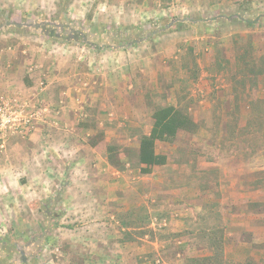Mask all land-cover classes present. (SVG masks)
I'll list each match as a JSON object with an SVG mask.
<instances>
[{
  "label": "rangeland",
  "instance_id": "374dc122",
  "mask_svg": "<svg viewBox=\"0 0 264 264\" xmlns=\"http://www.w3.org/2000/svg\"><path fill=\"white\" fill-rule=\"evenodd\" d=\"M230 2L225 16L195 25L191 12L165 17L157 3L141 17L108 15L107 7L96 14L94 0H0V96L49 110L31 133L0 138V264H191L209 254L214 232L223 234L226 264H264V128L256 121L258 111L264 116V75L237 70L245 52L249 61L264 57V0ZM66 7L87 11L67 16ZM120 27L130 40L143 38L135 44L142 68L133 82L99 85L65 130L55 72L88 69L107 43L133 46L117 37ZM45 46L51 86L43 62L37 71L32 63L34 54L47 55ZM35 71L40 80L25 91ZM70 81L78 84L72 74ZM165 105L185 107L199 129L159 142L168 164L142 174L139 138ZM43 125L41 142L30 139ZM108 147L123 170L109 164Z\"/></svg>",
  "mask_w": 264,
  "mask_h": 264
},
{
  "label": "crops",
  "instance_id": "0c3cea01",
  "mask_svg": "<svg viewBox=\"0 0 264 264\" xmlns=\"http://www.w3.org/2000/svg\"><path fill=\"white\" fill-rule=\"evenodd\" d=\"M94 1L96 2V9H95L96 14L98 11L101 13V15H103L104 14L103 11L107 9L108 15H113V16L118 15L119 16L120 14L128 15L129 12L133 13L134 11L138 10L139 12L138 16H141V17L147 14V11L149 10V6L155 5L157 3L159 4V7H160V10H159L160 15H165V17L167 15H171L170 13H172L173 11L178 14H180V12L183 14L186 12L188 13L191 12L192 13L191 16H194L195 19L193 20L188 19V20L189 21L192 20L195 25L200 24L202 20L209 18V17H214L217 15L225 16V14L223 13L226 12V8L228 7L227 2H230V0H171V3H172L171 6L165 7L162 5L163 0H126L128 3H126L124 0H94ZM104 7H107V8L103 10ZM66 11L70 13V14H67V16L69 15L72 16V14L81 16L82 14L84 15V13H86L87 10L85 9L83 12H81L80 10L77 14H75L73 10L71 9V7L69 8L66 7ZM181 21L186 22L187 18H184ZM63 46L64 48H67V46L65 45ZM47 48L48 47L46 46L44 47L46 51H47ZM137 50L138 48L135 45L133 46L131 45L130 47H124V46H117L111 43L109 44L107 43V47L103 51L104 53L101 52L100 50H96L97 51L96 54H93V56L89 58L90 61L88 62V65H89L88 69L87 68H82V69L75 68L72 71H69L68 67L70 64H68L67 66H65V68L63 69L61 73L55 72V74H57V78L59 81L58 85L60 86V90L57 93L59 94V98L62 100V104H63L60 107V111L62 114V119L64 121L63 122L64 126L61 123L62 120H60L61 127H64L65 130L73 128L72 126L73 118L70 117V115L72 116L73 113H75L76 115L78 114L83 115L87 107V102L93 96L95 97L96 95L95 92L98 90L99 85H102V86L105 85L106 87H111V89H113L118 79L120 78L129 80V82L130 81L133 82V78L135 77L134 75L138 74L139 69L142 68L141 61L144 60V58L141 56L142 54H136ZM46 53L47 55L46 54L45 55L44 54L43 55L34 54L32 56L33 58L32 63L34 64L33 69L36 70L37 68H39V63L43 62L44 70L42 71V73L45 79L49 82V86H51L52 74L50 73L52 72V66H51L50 61L52 59V56L49 54L48 51ZM42 56L44 59H46V61L42 60ZM127 56L130 57L128 60H127ZM36 71L33 72L31 75L26 76L25 78L26 85L24 84L25 91L29 92L33 90L34 82H38L40 80V77L36 76ZM71 74L72 76H76L78 78V84L75 87H72V86L67 87L68 84H70L71 82L70 81ZM138 79L140 78H135V80H138ZM21 82L24 83V81H21ZM84 82H86L85 84L88 86V89L85 88ZM4 86H5L4 82H2V80L0 79V89L4 88ZM49 86H47V88ZM111 89H109V91ZM109 95L112 99L114 98V93H111ZM70 121H72L71 124H70ZM74 124H77V122L75 121ZM57 126H59V124H57ZM81 127L82 129L87 128L85 125H82V124H81ZM42 128L43 130H41V128L36 129V131L31 134L30 139H34V140H37L38 142H41V131H45V130L48 131L49 125L48 127L43 125ZM48 142L49 140L47 139V141L43 140V142L40 143L39 149H42L44 156L50 153ZM2 174H4V172L0 170V177ZM22 187H23L22 182H19L18 188L22 189ZM174 201L175 200L170 198V194H169L168 202L173 203Z\"/></svg>",
  "mask_w": 264,
  "mask_h": 264
},
{
  "label": "trees",
  "instance_id": "16d2710c",
  "mask_svg": "<svg viewBox=\"0 0 264 264\" xmlns=\"http://www.w3.org/2000/svg\"><path fill=\"white\" fill-rule=\"evenodd\" d=\"M180 22V21H179ZM42 28L44 27L41 26ZM62 27V26H58ZM43 31H49L47 28ZM118 32L117 37L125 36L126 42H131V44H139L143 41V38L132 39L128 37L121 27L115 29ZM49 36H56L55 32L49 31ZM48 35V32H46ZM66 38V37H65ZM67 42V41H66ZM249 53L238 56L237 70L241 73L245 68H247L252 75L257 79L259 76L264 75V57L261 59H250L248 58ZM244 65V68H243ZM243 68V69H242ZM264 103V101H263ZM185 107L175 106V105H165L157 107L152 114V126L148 133L142 134L138 142L137 150V164L140 168L142 174L152 173L155 167H161L168 164V156L157 152V144L162 143H174L178 137L182 134H196L199 127L195 119L192 117L190 112ZM259 115H263L262 111L257 112V122L260 125L261 131L264 128V121L259 120ZM262 122V126H261ZM252 122L249 121L246 129H250ZM245 129V128H244ZM97 143H92V147H96ZM107 160L109 164L117 169L123 170L125 168V163L121 159L118 152L111 147L107 148ZM208 248L209 254L204 257L195 258L190 261L191 264H226L225 258V243L223 234H218L217 232L211 233L208 236ZM250 263V262H248Z\"/></svg>",
  "mask_w": 264,
  "mask_h": 264
},
{
  "label": "built area",
  "instance_id": "2783aa9c",
  "mask_svg": "<svg viewBox=\"0 0 264 264\" xmlns=\"http://www.w3.org/2000/svg\"><path fill=\"white\" fill-rule=\"evenodd\" d=\"M48 112V107L37 109L36 104L10 101L0 96V138L7 133H31L35 130L39 118Z\"/></svg>",
  "mask_w": 264,
  "mask_h": 264
}]
</instances>
